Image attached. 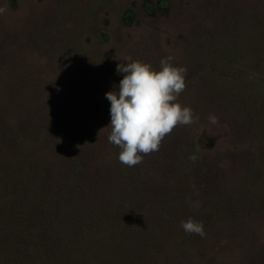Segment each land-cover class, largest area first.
Returning <instances> with one entry per match:
<instances>
[{
    "label": "rangeland",
    "instance_id": "1",
    "mask_svg": "<svg viewBox=\"0 0 264 264\" xmlns=\"http://www.w3.org/2000/svg\"><path fill=\"white\" fill-rule=\"evenodd\" d=\"M145 3L159 8L147 14ZM0 8L1 154L44 155L57 191L82 166L77 194L107 211L136 204L158 249H191L188 264H264V46L243 50L264 0H0ZM127 12L136 17L128 26ZM168 56L187 68L178 102L199 122L175 127L128 167L108 140L105 93L118 91L116 67L127 57L159 70ZM188 218L203 222L205 236L183 230Z\"/></svg>",
    "mask_w": 264,
    "mask_h": 264
},
{
    "label": "trees",
    "instance_id": "2",
    "mask_svg": "<svg viewBox=\"0 0 264 264\" xmlns=\"http://www.w3.org/2000/svg\"><path fill=\"white\" fill-rule=\"evenodd\" d=\"M158 6L143 8L152 14ZM135 18L127 12L122 22L128 26ZM249 22L246 33L254 40L243 50L256 53L264 46V14ZM32 157L0 151V264H150L158 258L176 264L179 253L178 264H188L191 249H158V234L136 204L107 211L98 197L77 194L82 166L57 191L49 184L45 156ZM107 227L109 236L103 235Z\"/></svg>",
    "mask_w": 264,
    "mask_h": 264
},
{
    "label": "clouds",
    "instance_id": "3",
    "mask_svg": "<svg viewBox=\"0 0 264 264\" xmlns=\"http://www.w3.org/2000/svg\"><path fill=\"white\" fill-rule=\"evenodd\" d=\"M4 10L0 8V13ZM173 60V56L161 59L156 70L149 63L127 57L126 66L119 63L116 67V72L124 75L118 91L105 93L111 105L108 140L121 149L118 158L123 165L141 164L144 155L158 151L175 127L199 122L192 108L178 102L186 88L187 68L173 66ZM207 119L211 124L219 122L215 114L210 113ZM181 227L188 234L205 236L203 222L188 218L181 221Z\"/></svg>",
    "mask_w": 264,
    "mask_h": 264
}]
</instances>
